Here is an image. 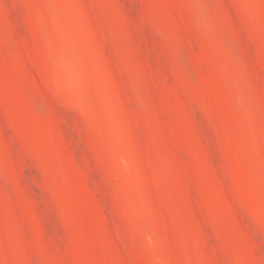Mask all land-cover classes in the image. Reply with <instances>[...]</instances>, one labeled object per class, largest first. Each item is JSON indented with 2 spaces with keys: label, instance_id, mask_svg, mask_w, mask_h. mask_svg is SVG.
Returning <instances> with one entry per match:
<instances>
[{
  "label": "rangeland",
  "instance_id": "rangeland-1",
  "mask_svg": "<svg viewBox=\"0 0 264 264\" xmlns=\"http://www.w3.org/2000/svg\"><path fill=\"white\" fill-rule=\"evenodd\" d=\"M0 264H264V0H0Z\"/></svg>",
  "mask_w": 264,
  "mask_h": 264
}]
</instances>
